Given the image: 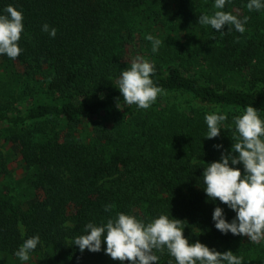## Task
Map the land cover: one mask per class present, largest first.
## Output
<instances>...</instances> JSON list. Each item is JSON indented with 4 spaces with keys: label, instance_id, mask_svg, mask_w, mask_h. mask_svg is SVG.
Returning a JSON list of instances; mask_svg holds the SVG:
<instances>
[{
    "label": "trees",
    "instance_id": "1",
    "mask_svg": "<svg viewBox=\"0 0 264 264\" xmlns=\"http://www.w3.org/2000/svg\"><path fill=\"white\" fill-rule=\"evenodd\" d=\"M248 2L223 9L249 17L241 34L198 23L217 10L215 0H0V15L12 5L24 25L19 57L0 55V264H121L106 244L96 253L74 245L87 223L118 212L145 223L172 216L185 221L190 244L264 264V241L215 228V207L228 222L236 213L207 197L202 177L231 151L234 117L251 105L264 120V9L250 12ZM148 34L163 41L156 53ZM138 55L154 64L152 79L166 93L146 110L117 88ZM217 111L227 119L206 139L205 115ZM233 167L243 175L242 164ZM36 235L21 261L15 252ZM156 255L176 264L167 250Z\"/></svg>",
    "mask_w": 264,
    "mask_h": 264
},
{
    "label": "clouds",
    "instance_id": "2",
    "mask_svg": "<svg viewBox=\"0 0 264 264\" xmlns=\"http://www.w3.org/2000/svg\"><path fill=\"white\" fill-rule=\"evenodd\" d=\"M230 0H215L214 14H202L198 23L211 26L223 33L227 26L241 34L245 32V24L249 17L240 19L232 12L223 11ZM251 12L264 9L262 0H249L246 5ZM0 15V55L16 59L23 49L18 42L24 29L23 14L14 6L8 5ZM42 31L55 38L57 30L45 23ZM145 39L151 42L152 52H158L163 41L148 34ZM155 66L142 56H136L130 67L121 71L117 85L123 100L128 105H136L140 109H148L159 95L166 94L157 86L152 77ZM119 107V106H118ZM226 115L213 112L205 115L208 128L205 138L213 139L220 136L221 125ZM235 132L232 136L230 152L221 155L219 161L207 164L203 168L204 191L210 200H219L236 213L235 218L228 222L224 209L215 207L212 219L215 228L222 234L244 236L252 243L264 241V120L259 111L248 105L243 113L234 117ZM221 148L222 145H215ZM243 165V175L235 165ZM114 206L106 205L105 211ZM183 220L161 214L145 223L134 215L118 212L115 218L107 219L106 223L97 225L89 222L85 225L84 235L74 239V245L81 253L86 249L96 253L101 251L102 243L106 244L105 254L112 260L130 264H158L165 250L174 258L176 264H243V257L231 250L219 252L210 249L199 241L190 244L184 237ZM40 243L38 235L26 239L15 252L21 261H28L30 253ZM168 264H173L169 260Z\"/></svg>",
    "mask_w": 264,
    "mask_h": 264
},
{
    "label": "rangeland",
    "instance_id": "3",
    "mask_svg": "<svg viewBox=\"0 0 264 264\" xmlns=\"http://www.w3.org/2000/svg\"><path fill=\"white\" fill-rule=\"evenodd\" d=\"M177 98H178L177 101H184L189 97L178 95ZM21 107H22V109H24L23 105ZM14 171H15L16 176H18L22 172V165H21V160H20L19 156H17V158H16Z\"/></svg>",
    "mask_w": 264,
    "mask_h": 264
}]
</instances>
